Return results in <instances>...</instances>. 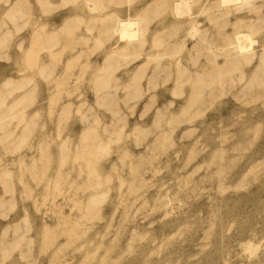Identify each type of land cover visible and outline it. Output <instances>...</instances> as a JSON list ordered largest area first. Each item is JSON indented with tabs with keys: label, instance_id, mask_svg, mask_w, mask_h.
Masks as SVG:
<instances>
[{
	"label": "rangeland",
	"instance_id": "obj_1",
	"mask_svg": "<svg viewBox=\"0 0 264 264\" xmlns=\"http://www.w3.org/2000/svg\"><path fill=\"white\" fill-rule=\"evenodd\" d=\"M177 1L0 0V264H264V0Z\"/></svg>",
	"mask_w": 264,
	"mask_h": 264
},
{
	"label": "bare ground",
	"instance_id": "obj_2",
	"mask_svg": "<svg viewBox=\"0 0 264 264\" xmlns=\"http://www.w3.org/2000/svg\"><path fill=\"white\" fill-rule=\"evenodd\" d=\"M254 0H218V4L220 8H230L233 7L236 10H239L243 7H248L252 5ZM189 0H179L175 3L174 6V14L176 16H183L187 13H189ZM13 9V7H12ZM15 8L13 9V11ZM119 23V22H118ZM135 22H121L120 25H117L118 28L115 30L118 34L121 40L125 41H134L138 35V29L136 28ZM114 33V32H113ZM199 30L194 28V34H198ZM116 34V33H114ZM118 36V35H117ZM255 44V39L251 37L249 33L242 32V33H236L235 41L232 43L234 45L233 51L236 53V57L242 58L244 60L252 59L254 57V51H253V45ZM263 49L261 50V54L259 55V64L262 65L264 63V44ZM209 50L212 52L213 50L218 53H224L226 52V49L223 47H217V48H209Z\"/></svg>",
	"mask_w": 264,
	"mask_h": 264
},
{
	"label": "crops",
	"instance_id": "obj_3",
	"mask_svg": "<svg viewBox=\"0 0 264 264\" xmlns=\"http://www.w3.org/2000/svg\"><path fill=\"white\" fill-rule=\"evenodd\" d=\"M90 7L93 8V4H91ZM117 28H118V26H117ZM117 28H116V29H117ZM115 32H116V31H115ZM116 33H117V32H116ZM117 34H118V33H117Z\"/></svg>",
	"mask_w": 264,
	"mask_h": 264
}]
</instances>
